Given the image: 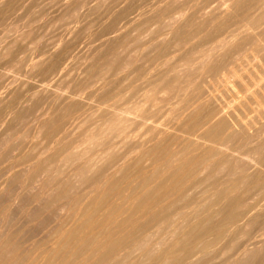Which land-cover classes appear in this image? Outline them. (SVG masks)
Here are the masks:
<instances>
[{"label":"bare ground","instance_id":"6f19581e","mask_svg":"<svg viewBox=\"0 0 264 264\" xmlns=\"http://www.w3.org/2000/svg\"><path fill=\"white\" fill-rule=\"evenodd\" d=\"M39 1L0 0L4 62L33 43L36 70L1 75L0 264H264V0H52L46 45Z\"/></svg>","mask_w":264,"mask_h":264},{"label":"rangeland","instance_id":"374dc122","mask_svg":"<svg viewBox=\"0 0 264 264\" xmlns=\"http://www.w3.org/2000/svg\"><path fill=\"white\" fill-rule=\"evenodd\" d=\"M45 1L48 2V3H46ZM45 1H42V0L39 1V2H40V4H39L40 6L38 5V6L36 7V10H41V9H42V10L44 11V14H43L42 17H43V18L45 17V20H44V19H41V20H38V21H40V22H36V23L40 26V24L43 25V23H44L45 21H50V22H46V23H45L46 26L43 27V30L47 27V28H46L47 30L45 29V30L43 31V32H44V35L47 34V36H48V35H49L48 33H50V36H49V37L45 36L46 38L43 36V34H42V36H43L44 38H43V37L41 38V36H40V39L42 40V42L44 41V43H45V45H46V44H48L49 42L52 43L51 41H52L53 39L56 40V39L58 38L59 35H58V34H57L58 36H57V35H54V34H55V30H56L55 28H56V27H55L54 23L51 21V18H52V17L50 16V14L52 15L53 13H52V9H48V8L52 5L51 3H52V2H55V0H53V1H52V0H45ZM51 1H52V2H51ZM66 1H71V2H73V0H66ZM134 1H137V0H130V1H129V0H120V1H119V0H118L117 3H118L119 5H123V4H124V5L127 6V5L129 4V2H130V4H131V3L134 2ZM199 1H200V0H198V1L196 0L197 3H198ZM203 1H204V0H202V1H200V2H203ZM205 1H206V2H212L213 0H208V1L205 0ZM217 1H218V0L213 1V2H212V5L215 4V3L217 4ZM42 2H43V3H42ZM192 2L195 3V0H192L191 3H192ZM200 2H199V3H200ZM49 3H50V5H47V4H49ZM53 4H54V3H53ZM101 6H102V7H101ZM40 8H41V9H40ZM69 8H71V7H69ZM98 8H101V10L96 8L95 12H97V10H98L97 13H95V12H91V13L93 14V16H91L92 14H91V15H88L90 18H89L88 16H87V17L85 16V17H84V20H82V21H84V23H85V22H87L86 18H89V20H90L92 17H93V18L96 17L97 14H98V15L101 14L99 17H97L96 20H97V21L99 20L98 24H100V23H102V22H105V20L107 19V14H104V13H103V11L105 10V5L101 4L100 7H98ZM259 8H260V5H259ZM260 9H261V8H260ZM45 10H46V11H45ZM102 10H103V11H102ZM46 13H47L49 16H48V15L46 16ZM81 13H82V11H81ZM104 16H106V17H105L106 19H105V18H102V19H101V17H104ZM42 17H41V18H42ZM46 17H47V18H46ZM50 17H51V18H50ZM49 19H50V20H49ZM68 19H69V18H68ZM43 20H44V21H43ZM96 20H91L92 22L94 21V22H93V25L95 24V25H96L95 27H94L93 25L91 26L90 23H88V24H87V27L85 26V27H84L85 29H82L83 34H84V33L87 34L86 31H87L88 29H89V32H88V33H90V31L92 32L91 29H92L93 27H94L93 29H96V28H97L98 25L96 24L97 22H95ZM103 20H104V21H103ZM80 21H81V20H80ZM80 21H79V22L77 21V22H75V23L73 22V24H71V25L74 26V25H76V23H77V24L80 23V25H83V22H82V21L80 22ZM106 21H107V20H106ZM89 22H90V21H89ZM182 22H183V23H182ZM184 22H185V21L183 20V21H181L180 23H181V26L183 25V26L185 27L186 25H184V24H185ZM37 24H35L34 22H32V25H33V26H34V25H37ZM45 24H44V25H45ZM47 24H48V25H47ZM50 24H52V26H54L55 28L52 29L53 27H51ZM38 25H37V26H38ZM89 26H91V27L89 28ZM20 29H21V28H20ZM48 29L51 30V31L53 30V33H54V34H53L51 31H48ZM83 30H84V31H83ZM46 31H47V32H46ZM45 33H46V34H45ZM51 33H52V34H51ZM134 33H135V32L133 31L132 34H134ZM16 34L19 35V36H17L18 38H17V40H16V41L19 42V44H21V43L23 42V40L25 41V38H24L23 36H20V31L17 30V31H16ZM53 35H54V36H53ZM66 35H67V36H65V37L67 38L66 40L69 41L70 38H72V35H71V34H68V33H67ZM68 35H69V36H68ZM163 36L165 37V35H163ZM69 37H70V38H69ZM171 37H172V36H170V35L168 34L167 38H166V37L164 38L165 41H160V40H159L160 42L158 41V45H159V43H161V44H167V42H168L167 45H170V44H171V45H170V48H171V49L169 48V50H170V51H174L175 54H177L176 57L179 58V57L181 56V54H184L185 52L188 51V49L190 48L191 44L183 45L184 47H183V46H179V45H177V44L174 42V38H173V40H172ZM22 38H24V39H22ZM41 40H40V41H41ZM49 40H50V41H49ZM18 42H16L15 44H18ZM162 42H163V43H162ZM165 42H166V43H165ZM169 42H170V43H169ZM50 43H49V44H50ZM15 44H14V46H15ZM41 44H42V43H41ZM42 45H43V44H42ZM14 46H13V48H14ZM34 46H35V44H33V43H32V44H27V46L25 47V48H27V50L24 48L23 51H25V52L21 51V52L24 54V56L22 57V53L20 52V53H19L20 55L18 54L16 60H17L18 58H20V57H21V59H18L17 61L14 60V61H13L14 63H13V62H10L9 65H8V63H5V62H4V61H5V58H6V54H7V53L5 54L6 51L4 50V51H5L4 53H2L3 51H0V54H1V55H0V56H1L0 59L2 58V59L0 60V64H2V65H0V66H1V67H0V68H1L0 70H1V71H2V70L4 71V72L2 71V73L0 74V81L2 80L1 77L3 76V73H8V72H9V73H12V72H13L14 75H15V77H17L16 75H19V78H21V79H25V78L27 79V77H28L27 74L29 73L28 75L31 76V78L28 77V78H29L28 80H30V79H31V80H34L33 78L36 77V76H35V75H36V70H35V68H33V66L31 65L30 61H28L29 58H30L29 53H31V52L33 51V47H34ZM174 46H176L177 48L174 47ZM136 47H138V46H136ZM29 48H30V50H31V48H32V50H31V51L28 50ZM138 48H139V49H136L135 52H134V53L136 54V57H137V58H135V54H133V55H134V62H135V65H137V66H144V64H145V67H144V68L147 69L146 67H149L150 63H149V62L147 63V62L143 61L142 59H141V61H140L139 58H138V57L142 56V55L145 53V51H143L142 48L140 49V47H138ZM174 48H175V49H174ZM152 49H154V47H153ZM177 49H178V50H177ZM149 50H150V51H149ZM149 50H147L146 53H150V52H151L150 55L153 54V53L155 52V49L152 50V51H151V49H149ZM175 50H176V51H175ZM184 50H185V51H184ZM136 51H137V53H136ZM139 51H140L141 54L139 53ZM141 51H143V53H142ZM148 51H149V52H148ZM183 51H184V52H183ZM28 52H29V53H28ZM4 54H5V55H4ZM139 54H140V55H139ZM26 55H27V56H26ZM3 56H4V57H3ZM28 56H29V57H28ZM24 57H26V58H24ZM3 58H4V59H3ZM27 58H28V59H27ZM26 59H27V60H26ZM135 59H136V61H135ZM22 60H23V63H24V61H26L27 64L25 63L26 65H25V64L23 65ZM137 61H138V64H136ZM142 61H143V62H142ZM1 62H2V63H1ZM139 62H140V63H139ZM141 62H142L143 64H142ZM144 62H145V63H144ZM12 63H13V64H12ZM5 64H6V65H5ZM19 64H21L23 67H22L21 65H19ZM147 64H148V66H146ZM7 65H8V66H7ZM10 65H11V66H10ZM16 65H17V67H16ZM18 65H19V66H18ZM28 66H29V67H28ZM21 67H22V68H21ZM23 68H24V69H23ZM31 68L35 71L34 74H33V70H32ZM249 68H250V65H249ZM22 69H23V70H22ZM26 69H27V70H26ZM145 69H144V70H145ZM16 70H18V71H16ZM19 70H21V71H23V72H21V71H19ZM24 70H26V71H24ZM28 70H29V71L32 70V71H31L32 75H30V72H28ZM7 71H8V72H7ZM24 72H28V73L25 74ZM13 73H12V74H13ZM16 73H18V74H16ZM19 73H20V74H19ZM21 73H22V75H21ZM182 74H183V72L179 73V75H178V76H179V79H180L181 81L183 80V78L185 79V77H183ZM244 74H246V73H244ZM1 75H2V76H1ZM20 75H21V77H20ZM180 75H181V76H180ZM23 76H24V78H22ZM246 76H247V74H246ZM37 77H38V76H37ZM17 78H18V77H17ZM38 78H39V77H38ZM248 78H249V77H248ZM35 80H36V78H35ZM234 80H235L236 84H237L238 81H239V79H238V81H236V79H234ZM247 80L249 81V83L251 82L250 79H247ZM235 82H233V83H235ZM0 83H1V82H0ZM239 83H240V81H239ZM55 85H56V86H55ZM58 85H59V89H58ZM52 86L55 87V88L52 87V89H54L55 91H56V90L58 91V90H60V89H61L62 91H64L65 89L71 88V87L73 86V84H72V82H70V83H65V84H64V83H59V82H58V83H53ZM229 86H231V85L229 84ZM173 89H175V87H173ZM173 89H171V88L166 89V91L168 90L167 92H164L165 90L163 91V92L166 93V94L163 95V92H161V94H162L164 97H166V96H167V93H168L169 95L167 96V98H168V97H171L173 94H175L174 91L171 92ZM169 90H171V91H169ZM170 92H171V93H170ZM162 110H163L162 112H160V113L157 114V118H159L160 120L164 119L165 116H166V110H165V108L163 107ZM151 120H152V119H151ZM25 123L27 124V122H25ZM20 125L23 126L24 123L22 124V122H21V124L18 125L19 127H18V126H15V127L13 128V130H12L13 132H12L11 134H14V132H15V133H18L16 136L14 135L15 138H14V137H13V138H14L15 140L13 139L14 141H12V142H15V141L20 142V141H18V138H17V137L19 136V134L22 135L21 133H24V134L26 133L27 135L29 134V136H26V134H25V136H24L28 143H25L26 140H23L24 138L21 140V142H22V141H25V142H23L22 144H21V142H20V143H16V142H15V145L17 144V147H19V146L21 145V146L19 147V150H20V151H21V150H24L23 147H22L23 144H25V146H27L26 144H28V146H29V145L31 144V142L33 143V140H34L36 137H37V139H36V143H35V140H34V143L40 145V142H41V141H39V140H41V137L38 138V137H39V134H38V133L36 134V132H35L32 128H30V125H28V124H27L26 126L24 125L23 129L21 128ZM17 127H18V129H17ZM25 127H26V128H25ZM28 127H29V128H28ZM19 128L22 129V130H20ZM27 128H28V129H27ZM26 129H27V130H26ZM31 129H32V131H31ZM19 130H20V131H19ZM18 131H19L20 133H19ZM23 131H28V133H27V132H23ZM31 133H33V134H31ZM11 134H10V135H11ZM34 134H35V135H38V136H35V138H33V137H34V136H33ZM30 135H31V136H30ZM11 136H12V135H11ZM27 137H29V138L27 139ZM38 139H39V140H38ZM28 140H31V141H28ZM29 142H30V144H29ZM4 143H5V142H3V143L0 142V145L3 146ZM34 143H33V144H34ZM19 144H20V145H19ZM42 144H43V143H41V145H42ZM31 145H32V144H31ZM31 145H30V148L24 146L25 150H24V151H21V152H26L27 149L30 150V149H31ZM38 145H37V146H38ZM250 145H252V144H250ZM2 146H0V148H1ZM37 146H36L35 148H37ZM50 146H51V147H50V148H51L50 150H53V146H52V145H50ZM3 147L6 148L7 145H5V146H3ZM3 147L0 149V151H1V150H4ZM41 147H42V146H41ZM32 148H34V147H32ZM35 148H34V149H35ZM38 149H39V146H38ZM36 150H37V149H35L34 151H36ZM31 151H33V150H31ZM16 152H17V151H16ZM135 153H136V152H134L132 155H134ZM11 155H12V154H11ZM44 155H45V152H44L43 154H41V156H44ZM7 158H8L9 160H12V159H11L12 156H10V158H9V157H7ZM7 158H6V159H7ZM6 159H4L5 161L3 160V162L0 161V164L2 163V164H1V167H0V170H2V169H1L2 167L4 168V167L7 165V162L9 163L8 159H7V161H6ZM5 163H6V164H5ZM100 164H102V162H101ZM100 164H99V165H100ZM67 166H68V167H67ZM67 166L64 165L65 168L62 166V168H64L66 171H65V172L63 171V175H62V172L60 171V172H59L60 175H58V177L62 178V177H61V175H62V176H63V179H64V176H69V177H68V178H69L68 180H69L71 183L74 181L75 184H76V183L78 184V182H77V176H78V175H75V174H72V173H71V172L73 171L72 169H73V167H74V164L67 165ZM69 166H70V168H69ZM66 167H67L68 169H66ZM64 169H63V170H64ZM67 170H68V171H67ZM55 174L57 175V173H55ZM73 177H74L75 179H74ZM70 178H71V179H70ZM72 180H73V181H72ZM75 181H76V182H75ZM74 183H72V184H74ZM6 195H8V194L6 193ZM8 196H9V195H8ZM8 196H5V194H3L2 201L5 199V197H8ZM28 199H29V198H26V200H28ZM26 200H24L25 203H27ZM0 202H1V201H0ZM13 204H14V203H13ZM13 204H12L11 207H12V209L15 208L14 211H16V209H18V208H17V207H18V206H17V202H16V207H14L15 205H13ZM35 205H36V204H35ZM35 205H32V207H34ZM14 211H13V212H14ZM17 211H19L18 214H17L18 216H23V215H22V213H23L22 211H20L19 209H18ZM20 212H21V215L19 214ZM16 213H17V212H16ZM42 213H43V216H44V218H45V216H47V215L49 214V211L46 210V212H45V210H44V212H42ZM42 218H43V217H42ZM23 219H24V218H23ZM25 223L28 224L29 221H28V220H25ZM220 257H221V256L219 255V257L216 256V258H214V259H215V260L219 259L218 261H221V258H220ZM214 259H212L213 262L210 261L209 264H216V261H215ZM217 263H218V262H217ZM228 263H229V261H227L226 264H228Z\"/></svg>","mask_w":264,"mask_h":264}]
</instances>
